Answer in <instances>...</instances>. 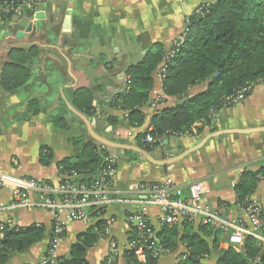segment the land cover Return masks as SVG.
Listing matches in <instances>:
<instances>
[{
    "label": "crops",
    "instance_id": "obj_1",
    "mask_svg": "<svg viewBox=\"0 0 264 264\" xmlns=\"http://www.w3.org/2000/svg\"><path fill=\"white\" fill-rule=\"evenodd\" d=\"M203 3L211 5L214 0H50L37 8L24 9L20 17H13L17 28H25L27 22L37 28L31 33L32 37L20 42L18 48L35 47L40 50L41 58L35 61L31 81L13 94L0 93V171L53 186L60 185L57 164L63 159L76 158L87 142L86 138L81 144L73 143L77 132L59 130L58 119L51 130L49 122L52 121L44 119V113L30 118V101L35 94L44 91L54 96L53 102L60 99L64 103V97L72 106L74 93L90 89L95 93L93 107L97 117L90 120L96 133L107 139L115 135L118 140L122 135L127 143L133 141L137 130L126 126V113L110 105L120 94L117 92H123L127 70L134 66L133 61L141 63L154 54L157 47L167 52L174 41L184 39L191 28L194 10ZM37 13H42L43 19H35ZM8 27L9 21L0 20L1 44L11 40L16 31L13 28L8 30ZM12 50L0 47V68L10 60ZM202 90V87H197L190 94ZM161 94L162 82L155 73L151 99ZM155 111L151 106L144 109L147 119ZM109 117L117 118L115 127L108 124ZM198 129L200 134H197ZM257 129H264V84L255 86L242 103L221 110L209 126L196 124L187 136L168 137L164 140L167 145L163 141V146L152 154L156 160L170 158L167 155L169 150H176L180 155L211 133H240L210 139L198 151L165 168L119 153L112 188L124 195L130 187L140 185L170 182L186 186L198 181L202 183L203 200L208 207L214 209L225 203L228 214L236 217L239 209L235 205L237 195L234 188L239 176L244 172L264 170V132H257ZM43 148L49 152L47 167L38 163L37 154ZM252 198H257L264 205V178H261ZM9 200V192L0 190V204H7ZM129 211L130 208L123 205L105 209L104 233L99 234L97 243L85 252L88 264H102L110 241L121 249L124 247L129 235L125 212ZM158 214L157 209L150 208L149 223L153 228H158ZM8 217L13 227L18 229L40 226L50 231L53 224L51 215L42 210L14 211ZM107 221L111 223L107 224ZM94 222L71 221L61 216L63 234L57 258L67 256L77 236L94 227ZM51 237L47 235L24 253L11 254L7 264H46L44 255ZM221 247L225 249L226 246L223 244ZM180 251L181 248L175 253ZM119 264H125L123 256ZM158 264H173V261L162 259Z\"/></svg>",
    "mask_w": 264,
    "mask_h": 264
},
{
    "label": "trees",
    "instance_id": "obj_2",
    "mask_svg": "<svg viewBox=\"0 0 264 264\" xmlns=\"http://www.w3.org/2000/svg\"><path fill=\"white\" fill-rule=\"evenodd\" d=\"M23 1L27 0H0V9L15 8ZM33 6L37 8L39 5ZM208 9L209 13L203 17L191 18V28L185 33L181 46L177 48L172 45L167 52L157 47L154 54L130 67L126 72L123 92L110 104L111 108L126 113L127 127L137 130L133 141L129 143L147 153L161 148L168 137L189 135L196 124L209 126L216 114L230 107L226 98L252 86L245 95L246 98L252 88L264 84V0H214ZM13 17L12 12L0 11V20L3 22L10 21ZM174 49L175 55L169 59L168 54ZM39 58L41 52L35 47L13 49L10 60L0 68V93L13 94L31 81L35 61ZM161 67L166 71L162 81V95L166 100L147 119L144 109L154 102L151 99L153 75ZM197 87H202L203 90L190 94ZM184 95L187 96L183 97ZM94 97L95 93L90 89H81L72 95L71 103L79 113L96 120ZM36 104V100H31L29 106ZM37 113L38 111L35 112ZM107 122L115 127L117 118L109 117ZM196 131L197 134L201 133L200 129ZM146 137H151L153 142L146 143ZM84 140L83 136H79L73 143L81 144ZM43 150L49 153L46 148ZM113 151L89 139L76 158L63 159L57 164L60 185L69 183L90 186L95 174L108 168V163L104 160L107 153ZM123 154L129 157L132 155L130 152ZM49 161L48 155L47 160L41 162L47 167ZM261 178H264L262 169L257 173L244 172L239 176L234 188L237 195L235 205L238 209L249 204L248 200L255 193ZM151 185L158 184L148 186ZM221 205L228 208L225 203L217 207ZM90 212V216L95 218L98 212L100 216H104L105 209ZM262 212L264 214V205ZM127 214L129 212H125L126 216ZM94 223V227H89L77 236L67 256L58 257L51 263L45 254L46 264H88L85 252L97 243L99 234H103L105 229L104 219H97ZM150 227L161 245L169 250L172 261L174 257H178L176 264H206L212 252L218 254L216 264H264L263 248L251 238L246 239L242 250L236 253L230 248L221 247L223 244L226 246L224 234L206 226L195 227L189 222H182L158 228ZM2 232L0 264H7L11 254L24 253L47 235L51 236L53 225L50 231L44 227L30 226L20 228L18 232L8 230L5 225ZM134 236L129 231V240ZM180 248L182 251L176 254ZM184 255L186 258L182 260ZM124 262L141 264L131 255H124ZM158 263L157 260L148 259L145 264Z\"/></svg>",
    "mask_w": 264,
    "mask_h": 264
},
{
    "label": "built area",
    "instance_id": "obj_3",
    "mask_svg": "<svg viewBox=\"0 0 264 264\" xmlns=\"http://www.w3.org/2000/svg\"><path fill=\"white\" fill-rule=\"evenodd\" d=\"M71 2L73 0H64ZM42 0L23 1L15 8L0 9L3 13L12 12L15 17H20L24 9L41 4ZM209 4L203 3L194 10V17L199 18L209 13ZM184 39L174 41L173 47L182 45ZM176 50L168 54L172 59ZM165 68L157 72V77L163 81ZM252 86L241 90L237 95L226 98L229 106L240 103ZM254 87V86H253ZM253 90V88H252ZM166 98L155 97L151 106L156 110ZM146 143H152L151 137L145 138ZM108 168L99 170L93 177L90 186L86 185H56L53 186L43 181H36L23 176H16L0 171V190L9 192L10 200L7 204H0V239L3 237V229L18 232L13 227L9 217L14 211L42 210L52 217L53 232L47 251L48 261L51 263L57 258V249L63 234L61 216L71 221L90 223L97 219H104L100 213L95 218L91 217L90 210L107 209L112 205H123L130 208L126 216V223L130 233L135 234L132 240L127 239L121 249L115 242L110 241L107 253L102 264H119L121 256L131 255L138 263L145 264L148 259L161 261L170 255L169 250L161 245L156 234L151 230L149 223V210H158V227L167 224H180L189 222L195 227L206 226L214 231L221 232L226 238V247L239 253L246 239L255 240L264 249V214L263 203L257 198L250 197L249 204L245 208H239V215L232 217L228 214L227 207L221 205L217 208L208 207L203 200V186L201 182L194 181L186 186H177L174 183L137 187H130L123 195L112 188L118 163V153L108 152L104 160ZM71 180V178H68ZM5 217V219H3ZM99 217V218H98ZM111 222L107 221V224ZM186 255L182 257V260ZM178 257H174L173 264L178 263Z\"/></svg>",
    "mask_w": 264,
    "mask_h": 264
},
{
    "label": "water",
    "instance_id": "obj_4",
    "mask_svg": "<svg viewBox=\"0 0 264 264\" xmlns=\"http://www.w3.org/2000/svg\"><path fill=\"white\" fill-rule=\"evenodd\" d=\"M23 19H24V21L27 20V18H23ZM35 19H37V20L43 19V14L37 13L35 15ZM20 22H22V20H20ZM14 24H15V21L12 18L9 21V27L7 29L12 30V28H13L14 30L16 29V31H15L13 38L11 40H9L7 43H4V44L0 43L1 48H4V46L10 50L18 48L20 45V42L22 40L29 39L30 37H32L31 33L35 32L37 30V28L31 22H27L25 25V28H23V27L17 28V26ZM138 63H140V62L139 61H133L132 62L133 65H137ZM121 76H123V75H121ZM121 92L122 91L119 90L117 93H121ZM186 96L187 95H184L183 97H186ZM181 98L182 97H179V99H181ZM62 99L64 101V105L67 107L69 112H71L75 117H77L83 123L85 130H86V133H87V137L90 140L101 145L102 147H105V148H108V149H111L114 151L135 153L141 157V160H143V161H145V162H147L150 165H153L155 167L165 168V167H168L170 165H173V164L183 160L188 155H190V154L198 151L199 149H201L204 146V144L210 139L217 138L219 136L229 134V133H235V132L240 133L239 131H218V132H214V133H211L210 135L206 136L204 139L198 141L194 147H191L190 149L185 150L180 155H177L176 150H169L167 152V155L168 156L170 155L171 156L170 158H164L161 160H156L153 157V154L147 153V152L143 151L142 149H140L134 145L116 142L117 140H116L115 135H112V139H107L103 136L98 135L93 129V121H91L89 118L85 117L84 115L79 113L76 109H74L71 106V104L65 100L64 97H62ZM257 132H264V129H257ZM242 134H246V133L243 132ZM164 145H167V141H164ZM263 253H264V249L262 250V254Z\"/></svg>",
    "mask_w": 264,
    "mask_h": 264
},
{
    "label": "rangeland",
    "instance_id": "obj_5",
    "mask_svg": "<svg viewBox=\"0 0 264 264\" xmlns=\"http://www.w3.org/2000/svg\"><path fill=\"white\" fill-rule=\"evenodd\" d=\"M50 65H52V64H50ZM61 66L64 69L63 63H61ZM36 97H40V99H38ZM33 98L34 99H32V100H36L37 104L30 107V109L28 111V115L30 116V118L35 117L41 113H44L45 115L43 118L48 120V121H52V122H49L51 130H52V128L54 129V125L56 123V120L58 119L57 120V128L59 130L65 131V130L71 129L74 132H77L76 138H78L79 136H83L85 139L87 138V141L89 140V138L87 137V133H86V130H85L83 123L80 122V120L77 117H75L71 112H69L67 107L64 105V103L60 99H59V101L53 102L54 96L51 95L48 91H44L43 93H40L39 95L35 94ZM243 100L240 103H242ZM240 103H237L236 105H238ZM232 106H235V105H232ZM36 111H38L37 114H35ZM32 129H33V131L35 130L33 127H32ZM124 140H125V138L121 135L120 139H118L116 142H120L123 144L127 143ZM127 144H130V143L128 142ZM130 145H132V144H130ZM116 152L118 154L124 153V152H118V151H116ZM131 154H132L131 155L132 157H135L138 160L141 159V157L138 156L137 154H135V153H131ZM164 154H166L165 151L162 152L163 157L165 156ZM37 158H38L39 165L43 166L42 165L43 163L41 161L47 160L48 153L44 150H39L38 154H37ZM33 180H35V179H33ZM36 181H40V180H36ZM217 258H218V254L216 252H212L211 257L206 261V264H216ZM163 259L169 260V259H172V256H168V257H165Z\"/></svg>",
    "mask_w": 264,
    "mask_h": 264
}]
</instances>
